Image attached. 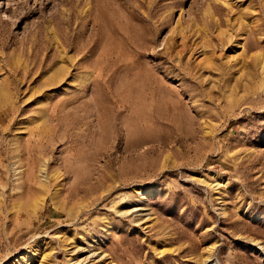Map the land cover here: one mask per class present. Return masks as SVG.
Instances as JSON below:
<instances>
[{"label": "rangeland", "instance_id": "374dc122", "mask_svg": "<svg viewBox=\"0 0 264 264\" xmlns=\"http://www.w3.org/2000/svg\"><path fill=\"white\" fill-rule=\"evenodd\" d=\"M0 264H264V0H0Z\"/></svg>", "mask_w": 264, "mask_h": 264}, {"label": "bare ground", "instance_id": "6f19581e", "mask_svg": "<svg viewBox=\"0 0 264 264\" xmlns=\"http://www.w3.org/2000/svg\"><path fill=\"white\" fill-rule=\"evenodd\" d=\"M60 75H62V74H60ZM57 78H62V76L61 77H57ZM53 84V83H52Z\"/></svg>", "mask_w": 264, "mask_h": 264}]
</instances>
